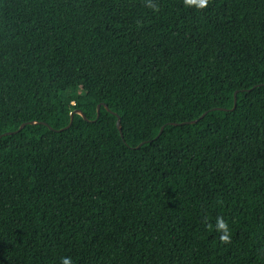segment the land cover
Listing matches in <instances>:
<instances>
[{
  "label": "trees",
  "instance_id": "trees-1",
  "mask_svg": "<svg viewBox=\"0 0 264 264\" xmlns=\"http://www.w3.org/2000/svg\"><path fill=\"white\" fill-rule=\"evenodd\" d=\"M33 121L0 264H264V0H0V136Z\"/></svg>",
  "mask_w": 264,
  "mask_h": 264
},
{
  "label": "water",
  "instance_id": "water-1",
  "mask_svg": "<svg viewBox=\"0 0 264 264\" xmlns=\"http://www.w3.org/2000/svg\"><path fill=\"white\" fill-rule=\"evenodd\" d=\"M102 106H103L107 111L111 112V110L109 109L108 105H106V104H99V105L97 106V118H96L94 121H96V120L99 118V115H100V109H101ZM235 106H236V93H235V98H234V108H235ZM234 108H233V109H234ZM215 110H219V109H213L212 111H215ZM111 113L117 117L116 126H117V128H118V130H119V132H120V134H121V137H123L120 117H119L116 113H113V112H111ZM75 114L80 115L85 121H88L87 117L85 116V114H84L81 110H75V111H73V112L70 114V122H69V124H68L64 129L59 130V132H60V131H63V130H67V129H69V128L71 127V125H72V123H73V118H74V115H75ZM206 114H207V112L204 113V114L201 116L200 119H202ZM198 121H199V120H194V121L187 122V123L194 124V123H196V122H198ZM28 124H30V125H36V124H39V122H35V121H33V122H29V123H24V124H22V125L18 128V130L14 131V132H7V133L1 135V136H0V139H1L3 136H5V135H11V134H16V133L20 132V131H21L23 128H25V126L28 125ZM172 125H178V124H172ZM164 127H165V126H163V127L161 128V130H160V132H159V134H158V136H157L156 138H158V137L162 134ZM142 144H143V143H142ZM142 144H141V145H142Z\"/></svg>",
  "mask_w": 264,
  "mask_h": 264
},
{
  "label": "clouds",
  "instance_id": "clouds-1",
  "mask_svg": "<svg viewBox=\"0 0 264 264\" xmlns=\"http://www.w3.org/2000/svg\"><path fill=\"white\" fill-rule=\"evenodd\" d=\"M186 6H195L198 9H203L209 4V0H183ZM150 7L154 5L149 3ZM216 230L220 233V241L223 243H228L231 239V233L228 223L222 217H218L216 220ZM61 264H72L71 257H61Z\"/></svg>",
  "mask_w": 264,
  "mask_h": 264
}]
</instances>
